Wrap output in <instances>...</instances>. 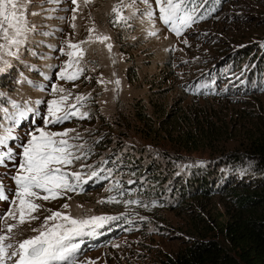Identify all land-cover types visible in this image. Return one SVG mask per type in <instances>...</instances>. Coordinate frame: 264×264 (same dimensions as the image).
<instances>
[{
    "label": "rangeland",
    "instance_id": "1",
    "mask_svg": "<svg viewBox=\"0 0 264 264\" xmlns=\"http://www.w3.org/2000/svg\"><path fill=\"white\" fill-rule=\"evenodd\" d=\"M151 2L154 5V0ZM209 2L196 0L195 5H189L190 10L195 8L194 22L190 27L181 26L177 35L159 19H146L141 0L122 8L121 14L129 17L126 23H116L112 11L121 0H91L87 4L78 0L77 5L72 0H31L25 16L35 30L25 34L18 51L12 49L16 56H4L7 63L0 61V92L4 99L10 97L22 106L28 102L37 110L34 121L29 113L16 129L21 137L43 126L40 117L46 114L47 102L61 95H68L66 105L88 113L87 119L73 117L48 129H74L69 137L79 134V139H70V143L82 145L73 151L82 157L86 153V158L65 171L81 172L86 182L69 176L77 185L74 190L55 200H36L42 207L33 215L39 218L23 225L9 219L8 225H17L11 233H6L0 220V235L10 237L4 243L15 247L36 236L38 231L33 229H41L44 218L57 211L77 220L117 218L76 238L79 248L73 264H165L168 254L193 237L222 239L219 219L228 211L226 196L200 201L203 224L196 227L198 212L178 206L173 195L178 181L170 172L183 173L223 151H244L249 145L264 144V63L258 79L255 72L252 78L247 75L249 62L239 72L235 64L241 51L264 54V0H220L206 13L204 7ZM74 8L77 11L73 12ZM90 35L110 39L85 43ZM65 41L78 43L84 50L80 60L84 71L76 81L57 76L68 59L61 52L69 51ZM109 43L111 51L106 46ZM53 84L66 92L52 94ZM77 96L87 99L77 103ZM128 157L164 163L170 183L150 184L148 177L125 170L121 164ZM255 167L254 161L248 162L251 171ZM93 171L98 176L89 180ZM10 172H14L11 164L0 167V181L9 200L15 190ZM65 204L69 206L66 209ZM8 208L7 201H0V215ZM12 250L8 249L9 253Z\"/></svg>",
    "mask_w": 264,
    "mask_h": 264
},
{
    "label": "snow or ice",
    "instance_id": "2",
    "mask_svg": "<svg viewBox=\"0 0 264 264\" xmlns=\"http://www.w3.org/2000/svg\"><path fill=\"white\" fill-rule=\"evenodd\" d=\"M51 2V0H50ZM59 3V0H55ZM91 0H84V3H90ZM74 5L78 0H72ZM136 0L131 4L121 3L114 6L112 11L116 14V23L127 22L129 17L121 14L122 8L132 7ZM145 5L143 15L148 20L159 19L166 26H171V31L177 35L181 34V26L190 27L194 22L193 12L195 8L189 9V5H195L196 0H141ZM31 0H0V61H4V56H16L17 51L25 42V34L34 31L35 28L28 26L25 11ZM77 11L76 8L73 12ZM158 12V16H157ZM134 14V13H133ZM31 15H39L32 12ZM204 17H201L203 19ZM75 19V16L73 17ZM75 27V25H73ZM95 29H89L93 33ZM152 32L151 35H155ZM110 37L103 35L91 36L88 42L99 41L105 43ZM69 51L61 52L68 59L64 66L57 73L60 80L76 81L83 74L84 69L80 67V60L83 59L84 50L78 43L65 41ZM111 51L112 45H106ZM16 49L17 51H13ZM71 69V71H69ZM3 69H0L2 71ZM31 83V82H29ZM119 84L117 80L115 82ZM66 89L53 84L52 94L65 93ZM70 95V94H69ZM5 94L0 92V167L7 168L11 164L14 172H10L11 179L15 185L12 198L4 190L3 182L0 181V201L9 203L8 211L0 215L6 226V233H11L17 225H8L9 219L16 220L18 225L30 223L38 219L33 213L38 212L42 207L36 203V200H55L67 191L76 188V184L69 181L71 176L77 182H86L81 172H67L65 168L73 165L75 161L86 158V153L82 157L77 155L73 149L79 151L82 145H73L70 139H79V134L75 137H69V133L74 129H65L63 132L50 131V125H59L70 120L73 117L87 119V112H79L76 105H66L68 95H61L59 99H52L47 102L46 114L40 117L43 121L42 127H34L30 132L24 133V136H18L16 129L23 121L28 119V114H33L35 119L36 109L28 106L25 102L22 106L10 97L4 99ZM87 99L86 96H77L76 101L80 103ZM37 105L41 101L35 102ZM7 104L11 107H5ZM26 137V138H25ZM19 149V151H17ZM85 165L81 164L83 168ZM98 173L93 171L88 175L91 180L97 177ZM44 193V195H41ZM118 202V201H116ZM130 203H136L131 201ZM66 209L69 206L63 205ZM110 219L116 217H90L77 220L71 216L53 212L50 216L44 218V224L38 231V234L30 239L20 241L17 246L4 243L10 237L0 235V264H6L8 260H13V264H54V262H67L73 264V257L79 248L76 238L83 237L97 228H102ZM56 221H62L57 223ZM49 222H53L49 226ZM8 249H13L10 253Z\"/></svg>",
    "mask_w": 264,
    "mask_h": 264
},
{
    "label": "trees",
    "instance_id": "3",
    "mask_svg": "<svg viewBox=\"0 0 264 264\" xmlns=\"http://www.w3.org/2000/svg\"><path fill=\"white\" fill-rule=\"evenodd\" d=\"M218 4L220 0H211L204 11L209 13ZM248 62L250 70L247 75L252 78L255 72L258 79L264 54L241 51L235 62L236 72ZM250 161L256 165L253 171L248 168ZM121 165L137 177H148L150 184L157 182L163 186L170 183V176L164 173L165 164L156 159L128 157ZM182 172H170L178 181L173 184V195L179 207L194 208L198 212L194 225L203 224V216L199 213L203 204L200 201L218 195H224L228 200L227 217L223 215L219 219L222 239L193 237L186 245L168 254L164 263L264 264V144L249 145L244 151H223L218 157Z\"/></svg>",
    "mask_w": 264,
    "mask_h": 264
}]
</instances>
